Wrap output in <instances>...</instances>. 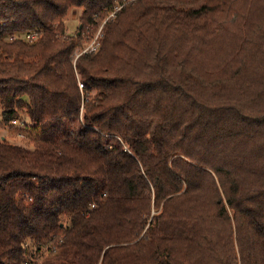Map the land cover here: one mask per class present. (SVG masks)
Masks as SVG:
<instances>
[{
  "label": "trees",
  "instance_id": "16d2710c",
  "mask_svg": "<svg viewBox=\"0 0 264 264\" xmlns=\"http://www.w3.org/2000/svg\"><path fill=\"white\" fill-rule=\"evenodd\" d=\"M13 121L0 264H264V0H0Z\"/></svg>",
  "mask_w": 264,
  "mask_h": 264
},
{
  "label": "rangeland",
  "instance_id": "374dc122",
  "mask_svg": "<svg viewBox=\"0 0 264 264\" xmlns=\"http://www.w3.org/2000/svg\"><path fill=\"white\" fill-rule=\"evenodd\" d=\"M80 14H81V8L69 9L66 17L64 18L65 26H66L68 33L71 34L76 30V27L78 26V20L80 18ZM82 46L84 47V45ZM0 137L6 138L10 142L18 143V144H22L25 142H28L29 144H31L33 141L31 137H27V134L25 133V131L23 132L19 131L16 125H12V126L7 125V126L0 127Z\"/></svg>",
  "mask_w": 264,
  "mask_h": 264
},
{
  "label": "built area",
  "instance_id": "2783aa9c",
  "mask_svg": "<svg viewBox=\"0 0 264 264\" xmlns=\"http://www.w3.org/2000/svg\"><path fill=\"white\" fill-rule=\"evenodd\" d=\"M128 1H134V0H127ZM122 5L116 6L115 9L107 16V18L105 19V21L107 19H109L110 17H113L114 13L116 11H118ZM105 21L102 23V25L105 23ZM102 25L98 28V31L95 33L94 37L91 39L90 42L87 43V45H84V47H82L78 53H76V57L79 56L82 53H90V52H94L96 51L98 45H99V39L101 37V29H102ZM40 33H42L41 29H33V30H27L26 32H24L22 34V37L24 38V40L26 41H34L38 38V36L40 35ZM16 36H11V40L15 39ZM79 88L82 89V84L79 83ZM13 124L16 125V127L19 129V131L21 129H23L24 126V122H15L13 121ZM36 261L32 260V261H24L22 264H34Z\"/></svg>",
  "mask_w": 264,
  "mask_h": 264
},
{
  "label": "crops",
  "instance_id": "0c3cea01",
  "mask_svg": "<svg viewBox=\"0 0 264 264\" xmlns=\"http://www.w3.org/2000/svg\"><path fill=\"white\" fill-rule=\"evenodd\" d=\"M3 138V137H2Z\"/></svg>",
  "mask_w": 264,
  "mask_h": 264
}]
</instances>
